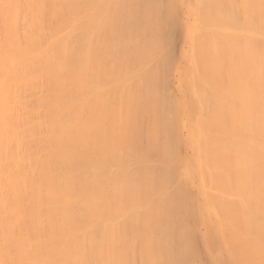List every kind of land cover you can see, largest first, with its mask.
I'll return each mask as SVG.
<instances>
[{
	"label": "bare ground",
	"instance_id": "obj_1",
	"mask_svg": "<svg viewBox=\"0 0 264 264\" xmlns=\"http://www.w3.org/2000/svg\"><path fill=\"white\" fill-rule=\"evenodd\" d=\"M0 264H264V0H0Z\"/></svg>",
	"mask_w": 264,
	"mask_h": 264
},
{
	"label": "rangeland",
	"instance_id": "obj_2",
	"mask_svg": "<svg viewBox=\"0 0 264 264\" xmlns=\"http://www.w3.org/2000/svg\"><path fill=\"white\" fill-rule=\"evenodd\" d=\"M180 17V19L182 18L181 17V15L179 16ZM182 20V19H181ZM178 27H179V30H178ZM176 31H180V33H176V35H175V32ZM182 33H181V27L179 26V24L177 25V27L174 29V32H173V36H172V39H171V45L169 46V49H170V47H171V49H170V54H171V56H172V62H173V65H175L176 64V62L177 61H179V53H180V50H181V48H182V46H183V44H182V35H181ZM174 39V40H173ZM173 45V46H172ZM170 74V73H169ZM168 80H169V82H171L170 84V88H171V90H170V93L174 96V97H176V98H178V90L176 89V87H175V85H176V81H175V76H174V74L172 73V74H170L169 75V77H168ZM173 92V93H172ZM186 151V149H183V151L181 150V153H182V155H186V156H190L191 154H190V152L189 151H187V152H185ZM184 153H186V154H184ZM190 154V155H189Z\"/></svg>",
	"mask_w": 264,
	"mask_h": 264
}]
</instances>
